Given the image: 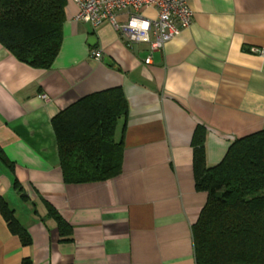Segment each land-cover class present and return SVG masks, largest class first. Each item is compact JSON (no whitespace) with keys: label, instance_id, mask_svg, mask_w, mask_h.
<instances>
[{"label":"crops","instance_id":"crops-1","mask_svg":"<svg viewBox=\"0 0 264 264\" xmlns=\"http://www.w3.org/2000/svg\"><path fill=\"white\" fill-rule=\"evenodd\" d=\"M188 3L191 24L153 52L150 64L148 47L127 46L110 22H75L72 0L48 70L0 45V148L13 163L12 174L0 161V198L32 240L22 246L0 214V264H196L191 226L207 194L194 186L191 138L197 125L205 128L209 167L235 139L264 129V0ZM114 87L128 106L121 172L64 183L51 119ZM44 201L69 224V240L45 218Z\"/></svg>","mask_w":264,"mask_h":264},{"label":"trees","instance_id":"trees-1","mask_svg":"<svg viewBox=\"0 0 264 264\" xmlns=\"http://www.w3.org/2000/svg\"><path fill=\"white\" fill-rule=\"evenodd\" d=\"M67 1L0 0V45L17 61L48 70L61 46ZM127 112L122 90L114 87L79 98L51 119L64 183L106 181L121 172ZM204 143L205 128L197 125L191 138L194 186L207 199L191 226L195 262L264 264V129L235 139L222 160L209 167ZM0 161L13 174L1 148ZM12 186L22 189L15 176ZM44 204L45 218L55 222L63 241L69 240V224ZM0 214L21 245H31L30 234L3 198ZM20 264L33 263L23 258Z\"/></svg>","mask_w":264,"mask_h":264},{"label":"built area","instance_id":"built-area-1","mask_svg":"<svg viewBox=\"0 0 264 264\" xmlns=\"http://www.w3.org/2000/svg\"><path fill=\"white\" fill-rule=\"evenodd\" d=\"M77 6L75 22L88 23L97 27L110 22L120 39L127 45L145 44L148 47L146 64L151 63V54L180 34L191 24L193 11L188 0H72ZM152 10V15H144ZM124 12V21L118 14ZM91 55L99 59V51ZM45 98V96H42Z\"/></svg>","mask_w":264,"mask_h":264}]
</instances>
